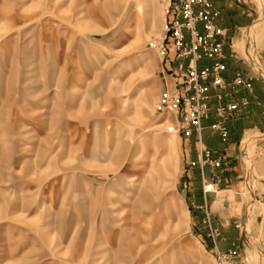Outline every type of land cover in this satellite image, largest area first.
<instances>
[{
  "label": "rangeland",
  "instance_id": "1",
  "mask_svg": "<svg viewBox=\"0 0 264 264\" xmlns=\"http://www.w3.org/2000/svg\"><path fill=\"white\" fill-rule=\"evenodd\" d=\"M249 1L240 45L260 66L264 1ZM168 5L0 0V264H264L257 131L237 178L240 252L219 259L190 232L176 189L185 138L158 108L174 82Z\"/></svg>",
  "mask_w": 264,
  "mask_h": 264
},
{
  "label": "crops",
  "instance_id": "2",
  "mask_svg": "<svg viewBox=\"0 0 264 264\" xmlns=\"http://www.w3.org/2000/svg\"><path fill=\"white\" fill-rule=\"evenodd\" d=\"M211 1L218 10L217 24L225 32L226 68L223 76L231 78L239 71L244 76L250 77L251 83L250 89L240 87L237 92V97L245 96L248 104L242 113L227 121L228 139L226 141L210 129V125L217 119L213 112V105L202 120L201 132L197 134L193 131L190 137H184L182 141L183 171L176 182L177 193L189 215L190 232L206 252L215 256L229 250H235L238 254L242 244L243 213L237 200V178L243 164L241 156L245 160L249 159L244 156L248 150L244 149V143H247L244 139L246 133L257 131L264 135V56L260 55L262 62L259 66L247 51L248 49L240 45L242 38H247L243 29L249 27L256 17L255 8L250 1ZM211 62V59L201 58L197 60V65L201 67ZM163 65L165 70L174 76L172 71L175 62L171 55L166 57ZM198 137L201 138L202 146L211 150L214 157L221 159L220 168L205 166L201 169L197 163L190 165L192 161L197 162L199 158ZM177 149L179 155L178 142ZM249 168H254L253 161L250 162ZM217 173H220V179L214 181L213 175ZM205 186L212 191L204 192ZM230 191H234L231 196ZM261 193L264 194L263 191ZM209 227L214 228L218 235L210 236Z\"/></svg>",
  "mask_w": 264,
  "mask_h": 264
},
{
  "label": "built area",
  "instance_id": "3",
  "mask_svg": "<svg viewBox=\"0 0 264 264\" xmlns=\"http://www.w3.org/2000/svg\"><path fill=\"white\" fill-rule=\"evenodd\" d=\"M218 10L211 0H169L165 23L164 42L160 44L164 57L171 55L175 62L172 74L174 82L170 90L163 93L159 109L172 111L175 125L171 128L188 138L195 131L202 130V120L213 105L216 116L210 125L223 141L228 139L227 121L242 113L248 104L245 96L237 97L240 87L250 89V77L237 71L231 78L223 76L225 63V32L217 24ZM211 59L209 65L198 67L197 60ZM260 153L264 154V139L261 140ZM197 165L203 169L220 168L221 159L214 157L212 151L202 146L198 137ZM220 173L213 175L218 181ZM212 189L204 187V192ZM209 225V221L207 222ZM210 236L218 235L209 227ZM235 251L217 254V258L232 257Z\"/></svg>",
  "mask_w": 264,
  "mask_h": 264
},
{
  "label": "bare ground",
  "instance_id": "4",
  "mask_svg": "<svg viewBox=\"0 0 264 264\" xmlns=\"http://www.w3.org/2000/svg\"><path fill=\"white\" fill-rule=\"evenodd\" d=\"M261 1L263 2L264 0H261ZM246 141H247V144L251 142V140H249V139L246 140ZM247 149H248V148H247ZM245 150H246V149H245Z\"/></svg>",
  "mask_w": 264,
  "mask_h": 264
}]
</instances>
